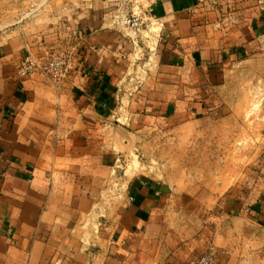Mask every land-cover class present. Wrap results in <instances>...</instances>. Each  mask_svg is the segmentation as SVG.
I'll use <instances>...</instances> for the list:
<instances>
[{"label":"crops","instance_id":"1","mask_svg":"<svg viewBox=\"0 0 264 264\" xmlns=\"http://www.w3.org/2000/svg\"><path fill=\"white\" fill-rule=\"evenodd\" d=\"M134 7L151 27L140 43L121 26ZM41 9L29 31L0 42V264H193L208 250L214 264H264V180L256 191L233 180L230 193L195 168L158 176L120 159L142 132L135 119L220 120L230 73L264 80V0ZM69 47L67 81L18 76L27 55Z\"/></svg>","mask_w":264,"mask_h":264},{"label":"rangeland","instance_id":"2","mask_svg":"<svg viewBox=\"0 0 264 264\" xmlns=\"http://www.w3.org/2000/svg\"><path fill=\"white\" fill-rule=\"evenodd\" d=\"M47 1L0 0V42L9 35L29 31V24ZM252 78L254 75L248 71L242 75H228L226 87L218 90L219 97L227 104H220V109L213 111L220 114V120L208 117L189 123L182 118L135 119L142 132L135 135L137 143L120 158L121 161L131 164L133 172L151 171L158 176L164 173L184 176L195 168L196 176L204 171L211 180L215 177L229 182L230 193L233 180L250 183L256 191V185L264 180V80ZM132 123L129 127L133 130ZM255 145L258 146L257 154ZM254 156L255 166L249 163ZM191 159H201L204 163L220 160V167L203 170L192 165ZM252 194L255 195L253 191Z\"/></svg>","mask_w":264,"mask_h":264},{"label":"built area","instance_id":"3","mask_svg":"<svg viewBox=\"0 0 264 264\" xmlns=\"http://www.w3.org/2000/svg\"><path fill=\"white\" fill-rule=\"evenodd\" d=\"M121 26L136 43H140L142 38H148L151 30L144 12L135 7L129 14L125 15ZM76 67L75 51L69 47L68 49L53 51L41 59L27 55L18 67V76L26 77L38 73L49 80L60 83L67 81ZM215 261L216 253L213 250H208L201 254L193 264H214Z\"/></svg>","mask_w":264,"mask_h":264}]
</instances>
